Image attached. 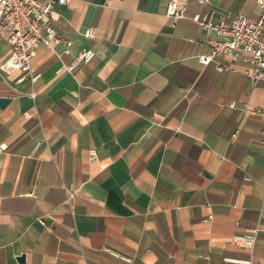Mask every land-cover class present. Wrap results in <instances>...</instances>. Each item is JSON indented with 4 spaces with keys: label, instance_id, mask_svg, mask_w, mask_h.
<instances>
[{
    "label": "crops",
    "instance_id": "obj_1",
    "mask_svg": "<svg viewBox=\"0 0 264 264\" xmlns=\"http://www.w3.org/2000/svg\"><path fill=\"white\" fill-rule=\"evenodd\" d=\"M167 3L55 5L69 53L36 47L33 83L0 70V264H264L263 82L202 64L215 37L190 20L256 18L257 0H177V20Z\"/></svg>",
    "mask_w": 264,
    "mask_h": 264
},
{
    "label": "built area",
    "instance_id": "obj_2",
    "mask_svg": "<svg viewBox=\"0 0 264 264\" xmlns=\"http://www.w3.org/2000/svg\"><path fill=\"white\" fill-rule=\"evenodd\" d=\"M71 0H0V34L10 46L8 55L0 62V70L18 73L17 83L24 80L35 82L39 74L33 73L31 59L34 50L43 46L53 50L59 46L64 54L69 53V39L62 38L54 27L52 17L55 5H65ZM259 14L256 18L235 14L230 17L210 10L204 14L195 13L190 17L198 28L215 38L212 50L207 55L198 57L202 64H208L214 57H224L231 61L240 60L244 65L243 73L251 83L263 82L264 87V0H257ZM167 16L177 20L185 17V9L178 8L177 0H168ZM85 36L93 37V30L85 32ZM94 55L92 50L78 53L68 65L62 68L73 70L80 63L89 62ZM217 69L221 67L217 65ZM264 121V108L251 112ZM264 144V127L261 130ZM5 145H0L3 150ZM89 159L96 160L94 150H89ZM245 176L244 181H250ZM258 227L246 229L244 233L234 236V242L251 249L256 241Z\"/></svg>",
    "mask_w": 264,
    "mask_h": 264
},
{
    "label": "water",
    "instance_id": "obj_3",
    "mask_svg": "<svg viewBox=\"0 0 264 264\" xmlns=\"http://www.w3.org/2000/svg\"><path fill=\"white\" fill-rule=\"evenodd\" d=\"M8 103V99H0V106H5ZM22 258V257H20Z\"/></svg>",
    "mask_w": 264,
    "mask_h": 264
}]
</instances>
